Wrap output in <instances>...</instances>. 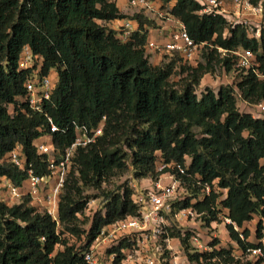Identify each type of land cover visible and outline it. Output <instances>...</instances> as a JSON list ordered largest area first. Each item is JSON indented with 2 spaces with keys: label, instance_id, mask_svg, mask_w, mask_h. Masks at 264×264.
<instances>
[{
  "label": "trees",
  "instance_id": "obj_1",
  "mask_svg": "<svg viewBox=\"0 0 264 264\" xmlns=\"http://www.w3.org/2000/svg\"><path fill=\"white\" fill-rule=\"evenodd\" d=\"M200 10L197 0H177L171 13L197 44H204L205 63L189 65L176 54L155 65L145 45L157 23L143 13L122 12L117 0H0V180L5 176L22 185L27 179L25 171L6 160L17 144L37 175L49 173L46 157L34 145L50 132L49 118L59 128L52 138L60 151L74 141L75 124L97 128L104 121L97 141L76 152L77 170L68 176L61 195L59 223L33 206L28 195L13 205L0 197V264H86L84 252L101 231L137 215L139 206L133 200L137 191L130 186L103 191V208L84 228L79 215L90 201L85 188H101L129 167L141 183L158 181V167L173 162L187 165L192 175H182L189 193L168 215L170 236L179 239L191 264H264L263 259L236 258L234 247H222L217 238L209 241L212 251L196 250L192 231L173 216L193 206L210 227L223 213L240 229L226 224L239 249L264 246V117L238 107L240 101L255 105L264 100V77L240 71L235 55L218 51L253 50L264 75V28L257 39L243 25L230 26L224 16ZM123 19L138 23L127 41L120 38V27L109 25ZM25 46L34 55L26 68L20 64ZM217 64L237 73L236 82L207 87L199 94L202 79ZM179 66L181 74L187 72L180 88L171 81ZM51 72L57 73V86L42 111H35L25 101V83ZM206 184L212 187L210 195L195 202ZM254 215L260 218L258 242L249 240L245 227ZM65 234L77 236L79 245L69 244L62 238ZM58 244L64 249L56 250ZM131 245L123 239L108 248L109 254H116L114 264L121 263L123 249Z\"/></svg>",
  "mask_w": 264,
  "mask_h": 264
},
{
  "label": "built area",
  "instance_id": "obj_2",
  "mask_svg": "<svg viewBox=\"0 0 264 264\" xmlns=\"http://www.w3.org/2000/svg\"><path fill=\"white\" fill-rule=\"evenodd\" d=\"M197 1L201 5V14H220L227 19L230 26L243 25L250 37L260 39L261 30L264 28L263 0L258 3H254L252 0H230V3L227 0ZM127 4L130 10H134V13H143L150 18L154 16L157 19L158 27L156 29L158 33L167 37L162 42L148 40L145 45L147 52L179 54L183 61L188 64L197 59L204 44H197L182 21L171 13L174 6L171 1L127 0ZM135 30L137 27H135L134 20L123 19V24L120 26V38L123 41L129 40ZM218 51L222 55L229 53L235 55L236 67L240 71L244 70L245 73H248L249 70H252L260 77H264L259 73L257 55L253 50L241 47L229 50L218 47ZM33 61L34 55L31 48L25 46L20 61L21 66L30 67ZM57 82L56 72L27 79L25 86L28 93L25 101L28 102L30 108L35 111H42L44 102L51 99ZM249 107L254 117H264V100L255 105L249 104ZM49 120L51 123L50 132L34 142L37 153L46 157L49 173L37 175L32 164L28 163L23 146L17 144L13 150L7 153L6 160L25 171L27 179L22 185H16L7 177H2L0 180V197L8 204L13 205L19 203L23 196L28 195L33 206L48 213L59 223V203L68 176L76 165L74 159L76 152L79 148H87L97 141V138L103 134L104 121L97 128L75 124L76 137L74 141L63 151H60L56 149L52 138V133L57 132L59 128L51 118ZM165 169H175L176 172H163ZM187 169V165L174 162L162 163L158 167V170L162 172L159 180L153 182L147 179L151 184L140 187L137 193L133 195L134 202L139 206L138 214L129 215L106 226L90 248L84 252L85 263L97 264V255L101 254L103 248L108 249L119 244L123 239H127L132 245L123 249L126 255L120 264H124L134 253L142 254L145 264H191L181 247V243L179 249L182 255L177 253L172 244V240L175 238L170 236L171 222L168 217L173 210L174 203L186 198L189 193V188L182 179V175L187 174ZM187 175L192 176L191 174ZM163 178L166 180L164 183ZM211 191L212 187L206 184L202 194L194 201L203 200L207 195H210ZM216 192H218L217 189ZM218 207L219 203L214 208ZM224 212L227 211L224 210ZM202 215V212L190 206L180 209L173 216L182 224H188L192 231L190 241L196 250L200 252L212 251V245L209 242L212 240V236L209 237L208 242L202 240L200 227H205ZM217 215L218 220L212 221L211 225L215 226L220 221L225 225L234 224L235 229L240 230L229 216L223 213ZM241 236L244 239L243 235ZM261 241L264 244V238ZM234 255L243 261L254 262L263 259L264 262V246L251 247L246 250L239 249ZM115 259L116 254L110 253L106 264H114Z\"/></svg>",
  "mask_w": 264,
  "mask_h": 264
},
{
  "label": "rangeland",
  "instance_id": "obj_3",
  "mask_svg": "<svg viewBox=\"0 0 264 264\" xmlns=\"http://www.w3.org/2000/svg\"><path fill=\"white\" fill-rule=\"evenodd\" d=\"M228 3H230V0H227ZM126 13H131L134 14V10H130ZM153 20L156 21L157 23V19L152 16ZM156 29V28H154ZM158 32V31H157ZM203 49L204 47H201L200 49V54L198 55L197 59L193 62V63H189V65H198V63L203 62L205 63V59L203 57ZM149 55V59L150 62L152 64H161V62L163 61H169L170 58H175L177 56L171 55L169 53H163V54H158L155 52H148L147 53ZM161 58V59H160ZM161 60V61H160ZM185 63V62H184ZM188 64V63H187ZM187 72L181 74L180 73V66L176 67V72L174 73V75L171 78V81H173L174 83L177 84L176 87L180 88L182 80L186 77ZM202 84L201 87H198V93L200 94L201 90L210 87L213 89H217L218 87H220L221 85H227V84H233L236 82L237 80V73L231 71H227L223 68H221L218 64L215 67V71L213 72H209L207 74H205L204 78L202 79ZM240 100V99H238ZM239 103V109L241 111H251V109H249V105H246L244 102L240 101ZM74 170H77V165H75ZM141 179H136L134 177V171L132 167L127 168L123 173L117 174L115 176H113L112 178H110L109 180H106L105 182L102 183L101 188H94V187H87L85 188L84 191V195L89 196L90 197V201L89 204L84 212V214L79 215L82 223V226L84 228H88L93 215L95 214L96 211L100 210L103 208L104 206V199L105 196H103V191H119V188L124 186H130L132 189H134V191H138L140 189V187H146V185H144L143 183L140 182ZM163 183L166 182V180L163 178ZM152 187H154V185H152ZM64 193V189L63 192ZM175 219V218H174ZM259 216L258 215H254V218L251 221H248L245 223V227L248 228L250 230V241L253 242H258L257 239V223L259 221ZM173 222V221H172ZM187 227L188 224H183ZM200 232L202 234V240H204L205 242L209 241V237L212 236L213 238H217L219 240V243L222 247H230L233 246L234 247V253L236 254L239 250L238 245L235 241H233L230 238L229 232L227 230V227L225 224H223L222 222H218V225L215 224V226H210V227H200ZM63 239H66L69 244H78L79 245V238L77 236H75L74 238L71 237L70 235H63L62 236ZM172 244L175 247L177 253L179 255H182L180 252V241L179 239H173L172 240ZM64 249V244H58L56 246V250H62ZM109 252L108 249L103 248L101 251V254L97 255L98 258V262L97 264H106L107 263V258H108ZM124 264H145L144 262V258L142 257V254H138V253H134L132 254V256H130L128 258V260L125 261Z\"/></svg>",
  "mask_w": 264,
  "mask_h": 264
},
{
  "label": "crops",
  "instance_id": "obj_4",
  "mask_svg": "<svg viewBox=\"0 0 264 264\" xmlns=\"http://www.w3.org/2000/svg\"><path fill=\"white\" fill-rule=\"evenodd\" d=\"M172 5H175L177 0H170ZM117 4L119 6V8L121 9L122 12L126 13L128 11H130V8L128 7L127 4V0H117ZM126 14H131V13H126ZM123 24V20H116V21H112L109 23V25L111 27L114 28H119L121 25ZM135 27L138 28V23L135 21ZM167 37L161 36L158 32L157 29H152L151 33L149 35V40H158L160 42H162V40H166ZM160 55V54H159ZM161 59V58H160ZM161 61V60H160ZM158 64V63H157ZM144 185L148 186L151 183L147 180L144 179V181L142 182Z\"/></svg>",
  "mask_w": 264,
  "mask_h": 264
}]
</instances>
